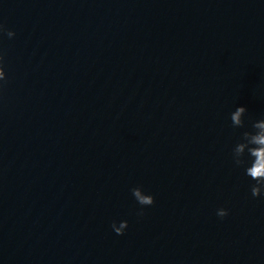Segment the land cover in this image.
<instances>
[{
	"label": "water",
	"instance_id": "1",
	"mask_svg": "<svg viewBox=\"0 0 264 264\" xmlns=\"http://www.w3.org/2000/svg\"><path fill=\"white\" fill-rule=\"evenodd\" d=\"M0 264H264V0H0Z\"/></svg>",
	"mask_w": 264,
	"mask_h": 264
}]
</instances>
